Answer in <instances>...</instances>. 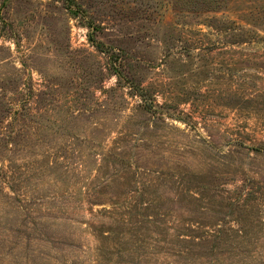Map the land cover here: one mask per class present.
Listing matches in <instances>:
<instances>
[{
    "label": "rangeland",
    "instance_id": "obj_1",
    "mask_svg": "<svg viewBox=\"0 0 264 264\" xmlns=\"http://www.w3.org/2000/svg\"><path fill=\"white\" fill-rule=\"evenodd\" d=\"M0 264H264V0H0Z\"/></svg>",
    "mask_w": 264,
    "mask_h": 264
}]
</instances>
